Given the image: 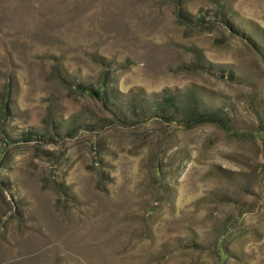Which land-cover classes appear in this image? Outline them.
<instances>
[{
	"label": "rangeland",
	"instance_id": "obj_1",
	"mask_svg": "<svg viewBox=\"0 0 264 264\" xmlns=\"http://www.w3.org/2000/svg\"><path fill=\"white\" fill-rule=\"evenodd\" d=\"M0 264H264V0H0Z\"/></svg>",
	"mask_w": 264,
	"mask_h": 264
},
{
	"label": "trees",
	"instance_id": "obj_2",
	"mask_svg": "<svg viewBox=\"0 0 264 264\" xmlns=\"http://www.w3.org/2000/svg\"><path fill=\"white\" fill-rule=\"evenodd\" d=\"M209 113L207 112H204V113H201V112H195L193 115H191L188 119L191 120V119H199V118H202L203 116H206L208 117ZM216 119V117H214ZM210 119V118H209Z\"/></svg>",
	"mask_w": 264,
	"mask_h": 264
}]
</instances>
